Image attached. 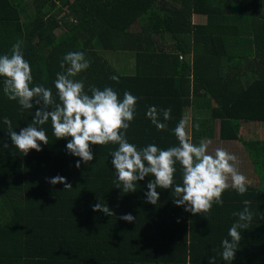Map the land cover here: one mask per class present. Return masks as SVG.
Wrapping results in <instances>:
<instances>
[{"label": "trees", "instance_id": "16d2710c", "mask_svg": "<svg viewBox=\"0 0 264 264\" xmlns=\"http://www.w3.org/2000/svg\"><path fill=\"white\" fill-rule=\"evenodd\" d=\"M24 2L34 11L22 20ZM193 14L205 21L192 22ZM165 35L170 45H163ZM17 40L24 42L33 84L54 95L63 57L82 51L90 67L74 79L85 91L95 85L112 87L121 99L125 91L136 96L126 138L138 149L175 146L173 129L188 104L192 140L212 136L217 120L218 138L240 142L258 181L243 195L226 190L223 206L214 204L204 217L176 206L171 189L157 188L158 203H147L151 176L124 193L111 165L116 145H91L93 160L76 168L80 158L66 150L71 138L55 139L50 121L42 126L48 144L25 156L12 145L3 118L19 132L36 108L9 101L0 78V264H209L211 257L215 264H264V139L239 132L241 125L264 123V0H0V55H10ZM95 45L129 52L132 73L117 71ZM175 64L185 69L183 77L173 73ZM151 106L171 108L169 120L160 117L166 130L146 117ZM57 175L72 188L47 182ZM175 179L181 183L179 165ZM245 200L253 220L241 230L235 259L226 262L221 242ZM100 202L114 215L93 211ZM128 213L133 222L119 219Z\"/></svg>", "mask_w": 264, "mask_h": 264}, {"label": "clouds", "instance_id": "9594fccd", "mask_svg": "<svg viewBox=\"0 0 264 264\" xmlns=\"http://www.w3.org/2000/svg\"><path fill=\"white\" fill-rule=\"evenodd\" d=\"M23 41L17 40L12 45L9 54L0 55V78L2 91L9 101L18 102L22 110H32L31 124L19 130H13L12 121L5 116L4 125L11 143L23 155L30 150L41 151V145L48 144V135L42 127L50 121L55 139L71 138L66 144L69 154L87 164L93 160L91 145L112 144L117 147L110 153L111 165L116 174L118 188L122 185L124 193L137 190V182L151 176L146 187V202L156 205L159 200L157 188L171 189L175 195L173 203L184 207V211L193 215L211 212L213 205L223 206V193L233 189L239 195L248 190V179L237 167V157L217 147L209 151L210 141L201 140L194 143L188 130L187 121L181 119L173 129L178 141L175 146L161 149L156 144H148L137 148L128 142L126 132L135 118L138 98L125 91L121 99L112 87L100 89L90 85L85 91L83 81L74 79L78 73L88 69L90 62L82 51L68 52L60 63L62 72L56 74L53 94L52 88L34 85L32 70L24 58ZM67 66V67H66ZM113 81L119 82L117 76ZM171 118V108L160 109L155 106L148 108L146 117L158 131L166 130L167 124L161 122ZM199 130V124L194 125ZM7 148L8 144L3 143ZM177 165L181 172V183H176ZM51 185L63 184L64 189L72 186L65 177L55 176L47 181ZM250 201L245 200L242 210L234 212L236 221L228 229V237L222 240L220 255L226 262L235 259V253L242 240L241 230H247L253 220ZM93 211H101L107 216L114 213L105 203L92 206ZM119 219L133 222L136 217L131 213L124 214ZM209 264H215V257L209 259Z\"/></svg>", "mask_w": 264, "mask_h": 264}, {"label": "rangeland", "instance_id": "374dc122", "mask_svg": "<svg viewBox=\"0 0 264 264\" xmlns=\"http://www.w3.org/2000/svg\"><path fill=\"white\" fill-rule=\"evenodd\" d=\"M29 1V0H28ZM24 5L26 6V9H24L21 13V19L24 20L26 18H28L32 13H33V7L30 6L28 4V2H24ZM204 16H199V18H192L193 21H197V22H204ZM192 21V22H193ZM164 46L166 45H170L172 43V39L168 36V35H165L164 36ZM96 49H97V52L98 54H100L101 58L103 57L107 63H109L110 65H112L117 71L120 70V72H123L125 74H128L129 71L127 70L128 68H124V66H119L118 67V64L120 63H124L127 62L126 59H120L119 57H116L117 52H112L109 51V50H102L100 49L99 47H97L95 45ZM117 58V59H116ZM183 59H187L186 57H184ZM125 69V70H124ZM187 118V117H186ZM187 121V125H188V119L186 120ZM245 125H243L241 128H240V134L243 138H252L253 136H255V132L251 133V132H248L247 131V128ZM256 130H260L259 128H256L255 126L253 127V131H256ZM264 133V129L262 130V132H260V134H263ZM262 137H264V134L262 135ZM221 145L224 146L225 150L234 154L236 157H237V161L240 162V164H243L244 166H242V170L248 174L249 177H251L252 181L253 182H256V177L255 175L253 174L252 170H251V166L248 162V158L246 156V152L242 149L241 147V144L238 142V141H221ZM209 151L210 152H213L214 150L212 148H209ZM247 158V159H246ZM243 172V173H244Z\"/></svg>", "mask_w": 264, "mask_h": 264}, {"label": "crops", "instance_id": "0c3cea01", "mask_svg": "<svg viewBox=\"0 0 264 264\" xmlns=\"http://www.w3.org/2000/svg\"><path fill=\"white\" fill-rule=\"evenodd\" d=\"M199 14H193L191 19L192 18H199ZM202 16V15H201ZM193 21V20H192ZM204 21H205V18H204ZM195 22V21H193ZM195 23H199V22H195ZM200 23H203V22H200ZM112 52H117L118 55H116V57H119L120 59H126L127 62L124 63H120L118 64V67L119 66H124V68H128L127 70L129 71V73H132L133 71V62L132 61H129L130 59L128 58V55H129V52L127 53L126 51H112ZM125 70V69H124ZM120 71V70H119ZM172 71L175 75L177 76H184L185 75V69L181 68L180 66L178 67V65H174L173 68H172ZM187 75V74H186ZM185 113H184V119L187 120L188 119V125H187V130L188 132L190 133V121H191V116H192V107L190 105H186L185 106ZM187 117V118H186ZM246 128H247V131L248 132H255V136H253L252 138H256V139H264V137H262V135L264 134H260V132H262V130L264 129V123H258V122H252L250 123L249 125H245ZM256 127V128H259L260 130H256V131H253V127ZM242 127V125H241ZM240 127V128H241ZM212 136L210 137H202L201 139H197L194 143H199L201 140H205V141H210V147L209 148H212L213 150L217 147H221V148H224V146L221 145V141H238V140H222V139H219L218 136H217V129H218V123H217V120H215L212 124ZM245 128V129H246ZM240 131V129H239ZM239 142V141H238ZM240 143V142H239ZM242 147V146H241ZM225 149V148H224ZM237 163V167H238V170L247 177L248 179V183H251L252 185H256L257 184V181L258 179H255L256 182H253L251 177L248 176L247 173H245L243 170H242V166H244L243 164H240L239 161L236 162ZM252 170V169H251ZM244 172V173H243ZM253 172V171H252ZM254 174V173H253Z\"/></svg>", "mask_w": 264, "mask_h": 264}, {"label": "built area", "instance_id": "2783aa9c", "mask_svg": "<svg viewBox=\"0 0 264 264\" xmlns=\"http://www.w3.org/2000/svg\"><path fill=\"white\" fill-rule=\"evenodd\" d=\"M178 58L180 59V56H178Z\"/></svg>", "mask_w": 264, "mask_h": 264}]
</instances>
